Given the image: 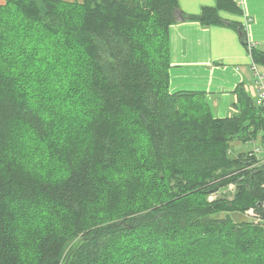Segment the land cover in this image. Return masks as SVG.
Masks as SVG:
<instances>
[{
    "label": "trees",
    "instance_id": "trees-1",
    "mask_svg": "<svg viewBox=\"0 0 264 264\" xmlns=\"http://www.w3.org/2000/svg\"><path fill=\"white\" fill-rule=\"evenodd\" d=\"M0 1V264H61L75 239L63 264H264V166L230 155L262 108L237 86L215 119L204 93L169 88L170 26L245 34L219 15L239 4ZM250 57L264 69V49Z\"/></svg>",
    "mask_w": 264,
    "mask_h": 264
},
{
    "label": "crops",
    "instance_id": "crops-1",
    "mask_svg": "<svg viewBox=\"0 0 264 264\" xmlns=\"http://www.w3.org/2000/svg\"><path fill=\"white\" fill-rule=\"evenodd\" d=\"M216 2L178 0V7L185 15L196 16L203 7H213ZM239 6L241 15L220 12V17L244 27L247 45L264 49V0H241ZM169 44L171 93H204L215 119H224L233 113L237 86L255 101L257 89L251 70L252 58L248 46L241 43L238 31L228 26L202 27L198 22L183 21L180 17L169 28ZM256 140L259 141V137Z\"/></svg>",
    "mask_w": 264,
    "mask_h": 264
},
{
    "label": "rangeland",
    "instance_id": "rangeland-1",
    "mask_svg": "<svg viewBox=\"0 0 264 264\" xmlns=\"http://www.w3.org/2000/svg\"><path fill=\"white\" fill-rule=\"evenodd\" d=\"M259 70L261 71V73L264 74V69L263 68H259ZM56 81L51 80V81H46V82H42L41 86L38 87L37 91L39 92L38 94H42L43 92H46L49 94V98L52 100L55 96H58V92H55V90H61V88H56ZM255 104H256V99H255ZM46 109V108H45ZM58 108L54 107V102H49V104L47 105V110H51V111H56ZM26 145H30L31 142L27 141L25 142ZM233 147H232V153L230 154L233 158H236V156H238L239 154H246V152L250 151L252 149V145H246V143H243L242 141H234ZM257 164V163H256ZM255 163L253 164V166H259L258 164L256 165ZM235 187L234 185H229L226 189H223L222 191H219L216 194H213L212 196H210L208 198L209 201H213L214 199L220 197L223 194H227L228 195V200H231V194L233 193ZM220 193V194H219ZM231 217L233 219L236 220H241V219H245V220H249L250 219V215L245 214L244 216L241 214H231ZM78 244V240L75 239L73 241H71L65 248L63 255H62V259H61V264L65 263L68 260V257L70 256L72 249L74 247H76V245Z\"/></svg>",
    "mask_w": 264,
    "mask_h": 264
},
{
    "label": "built area",
    "instance_id": "built-area-1",
    "mask_svg": "<svg viewBox=\"0 0 264 264\" xmlns=\"http://www.w3.org/2000/svg\"><path fill=\"white\" fill-rule=\"evenodd\" d=\"M234 1L237 4H239L241 0H234ZM247 46H248L247 51L250 55V52L253 49V47L250 45H247ZM259 68L260 67L252 61L251 70L255 76V83L254 84H255V87L257 89L256 105L259 106L260 108H262L263 115H264V74L261 73ZM246 145H252V149L250 151L246 152L247 156L253 157L258 165L264 166V128H263L261 135H259V141H257L256 139H250V140H248ZM246 214L250 215L251 217L254 216L253 210L247 211ZM254 221L256 223L259 222V220H257L256 218H254Z\"/></svg>",
    "mask_w": 264,
    "mask_h": 264
},
{
    "label": "water",
    "instance_id": "water-1",
    "mask_svg": "<svg viewBox=\"0 0 264 264\" xmlns=\"http://www.w3.org/2000/svg\"><path fill=\"white\" fill-rule=\"evenodd\" d=\"M239 36H240L241 43L243 45H247L248 41H247L246 35L242 31H239Z\"/></svg>",
    "mask_w": 264,
    "mask_h": 264
},
{
    "label": "bare ground",
    "instance_id": "bare-ground-1",
    "mask_svg": "<svg viewBox=\"0 0 264 264\" xmlns=\"http://www.w3.org/2000/svg\"><path fill=\"white\" fill-rule=\"evenodd\" d=\"M262 166V165H261ZM220 194V193H219ZM247 212V211H246ZM256 215V214H255ZM259 217V216H258ZM256 223V222H255Z\"/></svg>",
    "mask_w": 264,
    "mask_h": 264
}]
</instances>
